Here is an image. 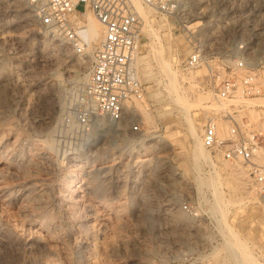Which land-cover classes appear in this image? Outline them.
I'll return each instance as SVG.
<instances>
[{
	"label": "rangeland",
	"instance_id": "obj_1",
	"mask_svg": "<svg viewBox=\"0 0 264 264\" xmlns=\"http://www.w3.org/2000/svg\"><path fill=\"white\" fill-rule=\"evenodd\" d=\"M78 8L68 17L74 27L87 17L99 23ZM146 14L136 114L118 123L99 115L97 128H85L74 115L94 51L72 49L40 24L28 0H0V264H238L222 254L227 228L250 264H264L258 194L239 166L203 145L195 164L188 127L200 140L206 115L230 102H219L216 89L246 68L259 94L239 97L235 108L263 124L264 0H183L173 12ZM150 46L168 61L186 110L170 99ZM240 58L244 69L235 67ZM134 118L140 132L130 127Z\"/></svg>",
	"mask_w": 264,
	"mask_h": 264
},
{
	"label": "built area",
	"instance_id": "obj_2",
	"mask_svg": "<svg viewBox=\"0 0 264 264\" xmlns=\"http://www.w3.org/2000/svg\"><path fill=\"white\" fill-rule=\"evenodd\" d=\"M160 12L178 10L183 0H140ZM40 24L63 36L67 44L81 52L86 43L69 21L76 10L89 8L103 26L102 39L91 56L87 77L79 92V108L74 119L88 128L94 116H102L111 123L122 121L128 113L134 116L135 103L144 96V86L136 68L139 50L141 17L130 0H28ZM197 55L192 54L186 64L194 66ZM237 69L246 68L243 58L235 62ZM259 94L256 77L246 68L241 76L224 78L215 92L217 100L228 106L206 115L200 140L216 158L239 166L247 183L258 194L264 210V115L263 124L256 126L240 117L235 101L239 97ZM220 121L225 132L219 134ZM131 129L140 132V120L130 119ZM182 207L188 210V206ZM234 264V263H230Z\"/></svg>",
	"mask_w": 264,
	"mask_h": 264
},
{
	"label": "bare ground",
	"instance_id": "obj_3",
	"mask_svg": "<svg viewBox=\"0 0 264 264\" xmlns=\"http://www.w3.org/2000/svg\"><path fill=\"white\" fill-rule=\"evenodd\" d=\"M130 1H131L132 5L135 7V9H136L137 13L139 14V16L141 17L142 24H143V21L144 20H143V18H142L141 15H143V16L146 15L147 16L146 13L147 12H150V10H153L154 8H152V7H144L142 5V3H141L140 0H130ZM85 20H86L85 23H83L81 25L80 24L79 25L77 24V26H75L74 29H75V31L80 36H82L84 38L85 43L87 45V47L85 45L86 49L88 48V50L92 53L93 51H95V49L97 48V46L99 45V43H100V41L102 39V36H103V34H102L103 31H102V28H101L102 26L100 27L99 26L100 25V22L98 21L99 23H96V21L92 17H87V19L85 18ZM147 23H148V18H146V20L144 21V25L142 26V29H144L145 31H149V29H150L148 27V24ZM85 47H84V49H85ZM150 48L152 49L153 47L150 46ZM151 52H152L153 57H154V59L156 61L155 64H157V69H158L159 74L161 73L163 76L164 75H167L169 77V81L166 82L167 83V89H168L167 92H168V95H170V99L173 101V104L176 105L177 107L183 109V110L184 109L186 110V107L184 108L185 105H183V106L181 105L182 104V103H180V100L181 99L179 100V97H178V95L175 92L176 90L174 88V79H175L174 76H173L174 74L173 75L170 74L168 61L162 57L161 49H159V48H157V49L156 48H153ZM138 58L139 57H136V60ZM149 73H151V72L149 71ZM191 123H189V121H188V124H189L188 125V127H189V133H190V136L192 137L193 142H194V147L191 150L192 151L191 152L192 153L191 156H192L193 162L196 164V162L198 161V159L201 158V157H205V155H204V151H203V146L200 143V140H199L197 134L195 133V131H194L193 127H192L193 125H191ZM100 124H101L100 118L97 115L94 116L93 117L92 126L94 125V127L97 128ZM217 132L219 134L222 132L221 125H218V131ZM211 168H212L213 171H215V166L212 163H211ZM240 171H238V172L240 173ZM240 176H241V178L242 177L244 178L243 183H244L245 187L246 188L248 186L250 187V185L247 183V179L244 177V175L242 173H240ZM197 182L199 183V185H201L203 183V181L200 179V177L198 178V181ZM212 182H214V181H212ZM214 188H215V185H214ZM251 190H252V188H251ZM217 200H219V199L216 196V198H215V200L213 202L214 205L212 206V211H214V212H216V211L219 210V206L217 205ZM222 228H224V227H222ZM222 254H223L224 257L236 259L238 264H250V263H252V257L249 254L246 245L234 234V232L232 233V231L228 230V228L226 230V243L223 246ZM214 258L215 259H218V254L217 253H214Z\"/></svg>",
	"mask_w": 264,
	"mask_h": 264
}]
</instances>
